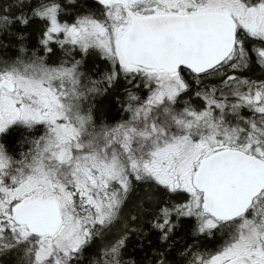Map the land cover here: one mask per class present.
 Wrapping results in <instances>:
<instances>
[{
	"label": "snow or ice",
	"instance_id": "6c2138e0",
	"mask_svg": "<svg viewBox=\"0 0 264 264\" xmlns=\"http://www.w3.org/2000/svg\"><path fill=\"white\" fill-rule=\"evenodd\" d=\"M0 264H264V0H0Z\"/></svg>",
	"mask_w": 264,
	"mask_h": 264
}]
</instances>
